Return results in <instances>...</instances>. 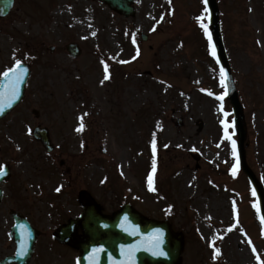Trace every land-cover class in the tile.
I'll use <instances>...</instances> for the list:
<instances>
[{"label": "rangeland", "instance_id": "1", "mask_svg": "<svg viewBox=\"0 0 264 264\" xmlns=\"http://www.w3.org/2000/svg\"><path fill=\"white\" fill-rule=\"evenodd\" d=\"M44 1L49 21H33L23 29L24 41L30 43L28 50L44 51L45 45L62 48L73 41L85 49L78 60L69 58L66 52L63 55L66 83L57 103L44 99L40 105L33 97L25 108H44L42 121L52 130V140L58 147L56 159L47 163L41 149L26 140L24 125L12 122L22 109L0 127V147H17L11 145L10 136L21 148L28 149L29 156L11 152L4 157L17 159L12 163L11 182L19 184L20 196L38 204L51 225L47 230L43 223L40 240L49 239L61 215L73 217L82 211L79 190H89L106 213L116 210L118 204L113 203L104 186L106 178L114 174L122 184L121 192L129 189L128 203L137 211L150 219L169 222L176 233L182 234V264H256L257 255L264 260V230L255 196L242 171L232 174L236 165L232 144L223 138L224 114H228L230 124L234 115L229 101L223 102L221 111V102L216 99L224 91L218 56L212 55L208 36L198 30V17L204 16L207 24L203 0H136L132 18L113 13L98 0ZM216 1L238 98L244 107L246 163L264 188V0ZM18 6L20 10L11 18L17 25L21 13L31 8L29 0H18ZM143 33L148 42L142 41ZM49 59V68L37 69L36 76L42 75L44 80L49 72L50 78L52 73L62 77L63 72L54 71ZM125 60L128 65L117 67ZM104 63L114 76L109 84L104 79ZM77 74L81 81L76 82ZM62 102L67 105L65 110L60 108ZM82 103L97 112L86 136L87 147L86 141L73 135L75 116L83 114ZM102 126L108 131L106 138ZM229 132L239 141L235 124ZM153 138L157 145L155 159L159 152L163 158L155 173L156 191L148 187ZM81 143L84 149L79 148ZM61 161H65L64 167H60ZM83 165H89V170L80 168ZM50 172L54 175L48 180ZM62 181L65 189L61 196L50 198ZM41 184L47 187L42 194L36 189ZM4 236L0 230V238ZM213 241L220 250L219 259ZM50 243L46 241L45 245ZM52 248L53 259L62 258L47 259L46 248L40 244L31 264H72L74 255L61 253L63 249L57 244ZM12 250L10 245L0 246V258L13 254Z\"/></svg>", "mask_w": 264, "mask_h": 264}, {"label": "water", "instance_id": "2", "mask_svg": "<svg viewBox=\"0 0 264 264\" xmlns=\"http://www.w3.org/2000/svg\"><path fill=\"white\" fill-rule=\"evenodd\" d=\"M109 4L112 8L124 12L126 15L133 13L132 9L128 7V3L133 0H101ZM213 10L214 18L217 17L214 0H209ZM126 6L125 9L123 6ZM217 40L220 43L218 31H216ZM227 67L226 60H223ZM22 98V91L19 90V98L15 100L11 107H6L2 114L7 113L12 108L17 106ZM232 101L235 102V96H232ZM44 145L50 146L48 139H42ZM251 175V174H250ZM256 189L262 199V193L251 175ZM85 205V214L80 222V226L85 230L86 243L80 245L84 256L81 259V264H91V258L95 255L99 258L97 253L94 254V249H103L102 252L107 251L109 254L116 256V263H121L119 257L122 252L128 251L130 246H135L133 258L131 263L135 264H174L180 252L178 243L172 238L170 228L167 224H157L149 222L134 214L130 209H124L123 212L116 216L115 219L110 220L103 218L95 209L90 200L83 197ZM126 218V219H125ZM127 229V230H126ZM135 233V234H133ZM64 234H59V238L63 240ZM15 238H18L16 236ZM159 240V248L155 247L156 241ZM20 251V249H19ZM18 251V252H19ZM162 251L164 255L154 254V252ZM106 254L103 256V264H106ZM28 255L25 257H17L15 261L19 264H24L28 260Z\"/></svg>", "mask_w": 264, "mask_h": 264}, {"label": "snow or ice", "instance_id": "3", "mask_svg": "<svg viewBox=\"0 0 264 264\" xmlns=\"http://www.w3.org/2000/svg\"><path fill=\"white\" fill-rule=\"evenodd\" d=\"M169 3H171V0H169ZM205 5H207L208 0H204ZM205 11L207 12L208 9L205 8ZM198 21H200L201 23V27L204 29L205 34L208 36L209 38V42L211 44V33L208 30V25L205 24L204 21V16H200L197 18ZM155 30V29H153ZM93 35H95V33H93ZM133 43H135V38H133ZM212 47V55L215 56L216 55V51H215V46L211 45ZM137 55H139V50H137ZM121 63H126L127 61H120ZM104 72H105V76L104 79L107 80L110 78V73H109V65L107 63H104ZM27 73V69H25L22 65V62L20 60H16L15 65L13 67L8 68L6 71L3 72V78L6 81L5 85L3 86V90L0 91V112H3V110L6 107H11L12 103L17 100L19 98V86L20 84L23 83L24 80V76ZM227 82H228V75L227 73L224 71V69H221V85L225 88V91L222 95L217 96L216 99L221 101L220 104V108L221 111H223V100L225 98V96L228 95L227 92ZM209 95H213L211 92L208 93ZM225 119L221 122L224 128V139L228 140L231 142L232 144V154L234 157L237 158V164L233 167L232 169V174L235 176L238 168H239V161H238V156H237V149H236V141L232 139V136L234 135V133L229 132V129L234 127L235 122L233 121L231 124L228 122L227 120V116L228 114L225 113ZM85 129V123H84V118L81 117L80 118V124L79 127L76 129L77 132H83ZM156 149H157V145H156V140L155 138H153L152 140V150H153V165H152V174L149 175L148 177V187L150 191H156L155 188V173H156ZM196 149H193V151H195ZM6 174V169H4L3 167H0V176H3ZM57 192L60 191V188L56 189ZM255 195V193H253ZM258 213H259V208L257 209ZM126 219V218H125ZM261 222L262 224H264V215L260 216ZM127 230V229H126ZM232 229L230 228L229 231H231ZM135 234V233H133ZM159 240L156 241L155 247L159 248ZM248 243L251 244V241H248ZM213 247H214V254L215 256H219L220 255V250L219 248L215 247V242L213 241ZM103 251V249H94L93 252L98 253ZM135 251V246H130L128 251H127V255L130 257L134 254ZM252 251L254 253H256V248L255 246H253ZM154 254H159V255H164V253L162 251H157L154 252ZM17 255L19 256H25L27 255V244L23 243L21 245L20 251L17 253ZM257 260L259 262V264H264V260H261L260 256L257 255ZM91 264H96V257L95 255H93V257L91 258Z\"/></svg>", "mask_w": 264, "mask_h": 264}, {"label": "flooded vegetation", "instance_id": "4", "mask_svg": "<svg viewBox=\"0 0 264 264\" xmlns=\"http://www.w3.org/2000/svg\"><path fill=\"white\" fill-rule=\"evenodd\" d=\"M15 1V5L17 0ZM12 14H10L6 18L0 17V34L4 32L5 29H8L10 27V24L14 22H9V20L12 18ZM13 47L17 48L20 47L23 49V44L21 41L12 42L6 39L3 35H0V70L4 69L6 70V67H8L9 63L11 62V59H14L12 56L15 55L13 52ZM31 55L35 56V62L32 61L30 58L29 61V67L31 71L33 72V69L36 67L43 68L45 65V62L47 60L46 54L39 51H30ZM29 55V54H27ZM4 70V71H5ZM34 78V74H31V77L29 81H32ZM28 81V83H29ZM40 85L42 86V83H37V87ZM23 117V116H22ZM40 118V116L36 117ZM23 119V118H21ZM36 127H44L39 124H35ZM13 176V171H11L10 177ZM8 182H5L2 185V189L4 190V197L2 202L0 203V230H8L10 231L14 225L15 221L13 219V214H22L24 217H26L27 221L36 229H41L42 225V216L40 213V207L32 201L28 197L20 196L16 193V186L14 184H9L6 186ZM16 212V213H14Z\"/></svg>", "mask_w": 264, "mask_h": 264}, {"label": "bare ground", "instance_id": "5", "mask_svg": "<svg viewBox=\"0 0 264 264\" xmlns=\"http://www.w3.org/2000/svg\"><path fill=\"white\" fill-rule=\"evenodd\" d=\"M119 158H120V155H119Z\"/></svg>", "mask_w": 264, "mask_h": 264}]
</instances>
